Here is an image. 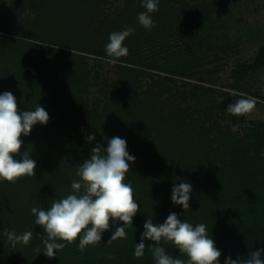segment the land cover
Wrapping results in <instances>:
<instances>
[{
	"label": "trees",
	"instance_id": "trees-1",
	"mask_svg": "<svg viewBox=\"0 0 264 264\" xmlns=\"http://www.w3.org/2000/svg\"><path fill=\"white\" fill-rule=\"evenodd\" d=\"M118 1L11 0L6 7L7 0H0V30L20 35H0V94L11 92L21 111L38 105L49 114L46 125L38 123L21 137L24 146L16 157L21 159L27 151L37 164L35 176L14 184L0 181V264H155L147 247L151 241H145L139 258L134 256L135 246L149 217L162 224L170 212L194 227L207 226L221 251L219 264L229 256L246 259L250 252L264 249V125L258 123L252 132L233 131L232 125L246 117L227 113L239 95L225 93L220 104L198 107L203 96L215 91L198 83L207 79L205 73L211 71L207 65L236 45L230 34L238 18L228 8L240 0H159V10L151 14L155 22L151 30L137 19L145 11L143 0H123L116 6ZM26 9L35 13L33 22L17 27L15 16ZM4 10L16 15L7 13V20ZM87 12L101 23L91 30L93 43L84 49L94 58L75 57L48 44L59 43L51 39L63 26L69 29L61 32L67 38L71 27L82 30L72 21L83 22ZM125 26L134 30L124 42L129 53L109 65L105 62L109 35ZM61 62L66 68L57 69ZM105 65L112 66L116 80L102 75L105 67L96 69ZM93 87L100 89L91 98ZM222 116L232 123L222 126L217 121ZM89 134L95 136L91 143ZM117 136L126 140L129 154L135 156L126 182L140 205L126 238L108 243L115 229L123 226L110 222L98 245L82 252L77 241L47 257L39 238L43 229L35 225L31 208L46 210L53 200L70 194L72 180L79 179V164L90 159L97 143L106 148ZM180 182L192 185L186 211L171 201L172 188ZM5 229L17 234L33 231L34 236L28 245L13 248ZM161 246L169 255L187 260L170 242L162 241Z\"/></svg>",
	"mask_w": 264,
	"mask_h": 264
},
{
	"label": "clouds",
	"instance_id": "clouds-1",
	"mask_svg": "<svg viewBox=\"0 0 264 264\" xmlns=\"http://www.w3.org/2000/svg\"><path fill=\"white\" fill-rule=\"evenodd\" d=\"M158 2L159 0H143L141 4L145 11L139 13L137 19L147 30L155 26L151 14L159 10ZM133 31L131 27L125 26L123 30L109 35V42L105 45L107 64L116 65L128 55L129 50L124 42ZM231 94L241 98L228 105V114L246 116L255 110L258 101L254 96L234 92ZM48 120L49 114L43 107L37 105L34 110L21 111L11 92L0 94V181L14 184L23 177L35 176L37 164L29 153L24 151L21 159L16 157L24 146L21 137L28 136L34 125H46ZM232 127L235 130L238 126ZM87 140L91 143L95 136L89 134ZM130 162H135V156L129 154L125 139L113 137L107 141L106 148L97 143L91 150L90 159L79 164L76 172L79 179L72 180L70 194L53 200L46 210L41 207L31 208L35 225L43 229V235L39 238L45 249L44 255L53 258L57 251L77 241L82 252L88 246H96L102 239V233L110 229V222L120 221L123 226L115 229L108 243L126 238V229L133 225V217L140 208L134 198L131 183L126 182ZM191 191L192 185L188 182L174 185L172 203L182 206L186 211L190 208ZM143 227L140 242L134 250L137 258L144 255L147 240L152 242L147 247L155 264H219L221 251L215 246L204 223L194 227L178 218L176 213L170 212L162 224L153 223V219L149 217ZM3 234L13 248L17 244L28 245L34 236L33 231L17 234L7 229ZM162 241L173 244L187 260L169 255L161 246ZM262 253L264 249H258L250 252L246 259L234 260L229 256L225 259V264H264V260L260 258ZM108 259L115 257L109 256Z\"/></svg>",
	"mask_w": 264,
	"mask_h": 264
},
{
	"label": "rangeland",
	"instance_id": "rangeland-1",
	"mask_svg": "<svg viewBox=\"0 0 264 264\" xmlns=\"http://www.w3.org/2000/svg\"><path fill=\"white\" fill-rule=\"evenodd\" d=\"M10 1L11 0H7V4H5L6 7H10ZM123 3V0H119L116 6H121ZM228 9L233 12L235 11V16L238 18L236 28L230 34V39L236 45L231 49H228L227 53H223L222 58L218 61L207 65V69L211 71L205 73L204 77L207 78L206 80L198 83L204 85L205 87H212L215 91L203 96V101L200 105H198V107H205L207 105H211L212 103H216V105L220 104L224 101L225 93H244L245 95L254 96L258 101L255 110L251 114L246 115L243 120L244 122L238 121L236 124H233L238 126L235 130L232 127L233 131L240 130L243 132L244 129L247 128V130L252 132L255 125L258 123H262V125H264V0H240V2H235L234 5L230 4ZM5 13L6 17L9 14L14 16L16 15L15 11L10 12L9 10H4V14ZM34 14L35 13L30 9H26L25 12L20 11L19 16H15L19 18L17 27H22V25H26V27H28L33 22ZM68 15L69 14H67V16ZM73 20L74 21L72 22L74 24L72 25H76L77 29L82 28V30H76V28L71 27L69 33L72 35L67 38L65 37L66 34L63 36L61 34V32L66 31L63 30V26L56 32V35H52L51 39L58 40L59 43L53 42L48 44L56 49L58 48L64 50L65 52H72L76 55L75 57L85 55L94 58L93 55L84 52V49L89 47V44L93 41L91 31L93 27L95 25L97 27L101 26L99 17L87 12L84 15L83 22L78 23L76 19ZM87 26L90 30L84 31V28H87ZM12 27L14 28L13 25ZM14 31H17V28H14ZM67 31H69V29H67ZM13 33L14 32L11 33L8 30H0V35H10L15 38H19L20 35ZM29 37L31 41H38L37 39L31 38L32 36ZM62 42L66 44L62 45ZM89 62L91 65L94 63L93 60ZM55 66H58L57 69L62 68L63 66L66 68V63L61 62L59 65ZM103 67L107 70L103 71L105 70L102 69ZM240 67H243L241 71L242 73L239 71L241 69ZM96 69H102V75H105L112 80H116L118 77L117 73L112 70V66L105 65L102 67H96ZM187 81L189 82L191 80ZM192 82L196 83L194 80ZM239 85L242 89H238ZM99 89L100 87L92 88L93 93L91 94V98H94L97 95ZM192 104L196 106L195 101H193ZM217 121L224 127L232 123V120L228 119L227 116H222L221 118H218ZM260 258L261 260H264V254H262Z\"/></svg>",
	"mask_w": 264,
	"mask_h": 264
}]
</instances>
